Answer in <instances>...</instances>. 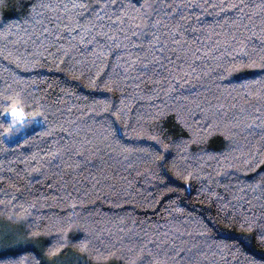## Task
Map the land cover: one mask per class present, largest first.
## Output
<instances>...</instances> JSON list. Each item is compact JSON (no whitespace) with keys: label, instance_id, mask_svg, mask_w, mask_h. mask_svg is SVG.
<instances>
[{"label":"trees","instance_id":"16d2710c","mask_svg":"<svg viewBox=\"0 0 264 264\" xmlns=\"http://www.w3.org/2000/svg\"><path fill=\"white\" fill-rule=\"evenodd\" d=\"M262 38L264 0H4L0 264H264Z\"/></svg>","mask_w":264,"mask_h":264},{"label":"snow or ice","instance_id":"6c2138e0","mask_svg":"<svg viewBox=\"0 0 264 264\" xmlns=\"http://www.w3.org/2000/svg\"><path fill=\"white\" fill-rule=\"evenodd\" d=\"M4 2V0H0V5H2ZM81 7H83L84 5H80ZM191 5H189L190 7ZM35 7V6H33ZM150 6L147 5V4H142L141 5V8H144V9H147L149 8ZM226 8H236L237 5L235 4H228L225 6ZM121 12H123V9H120ZM126 15V13H125ZM145 20L148 19V16L146 15L144 17ZM155 23H159V21H156ZM47 31V29L45 30ZM173 31H175V29H173ZM253 35H255V33H253ZM262 42H264V38H262ZM243 51V50H241ZM247 55V54H245ZM260 63H257L255 61V59H250V62L248 63V67H251V68H261V69H264V56H261L260 58ZM97 75H99V73H97ZM6 101H11V103L8 105V107L5 108L4 110V113H0V116H3L5 114H8L10 115L11 117V122L9 124V128H6L5 129V132L7 133L9 131V129H11L13 126H19L20 124L24 123V111H23V108L21 106H19V101L18 100H15L11 97H6L5 98ZM251 159V158H250ZM254 162V161H253ZM249 161H245V164H248ZM261 165H264V159L260 160V163L257 165V167L261 166ZM179 174V173H178ZM189 175H191V173H189ZM185 180L188 179L187 176L184 177ZM240 226L242 228H244L245 226L247 227V230L249 232H251L253 230V228L255 227V222L254 221H250V220H247V219H244V220H241L240 221ZM258 240L261 242V243H264V231H262L259 235H258ZM142 255V253H137V259H139V257ZM134 264H135V261H134Z\"/></svg>","mask_w":264,"mask_h":264},{"label":"rangeland","instance_id":"374dc122","mask_svg":"<svg viewBox=\"0 0 264 264\" xmlns=\"http://www.w3.org/2000/svg\"><path fill=\"white\" fill-rule=\"evenodd\" d=\"M10 227H11V225H8V224L6 225L2 221H0V234L2 236H5L7 233H9L10 231H12ZM1 235H0V245L4 242V238H2Z\"/></svg>","mask_w":264,"mask_h":264}]
</instances>
